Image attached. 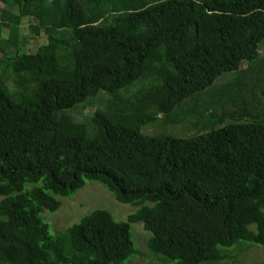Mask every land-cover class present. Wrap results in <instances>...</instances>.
Masks as SVG:
<instances>
[{"label":"trees","instance_id":"16d2710c","mask_svg":"<svg viewBox=\"0 0 264 264\" xmlns=\"http://www.w3.org/2000/svg\"><path fill=\"white\" fill-rule=\"evenodd\" d=\"M0 2V264H128L145 258L137 222L147 252L174 264L228 259L241 241L264 251V0ZM226 73L184 114L209 131L141 133ZM87 181L137 210L121 222L94 209L51 233L40 214Z\"/></svg>","mask_w":264,"mask_h":264},{"label":"rangeland","instance_id":"374dc122","mask_svg":"<svg viewBox=\"0 0 264 264\" xmlns=\"http://www.w3.org/2000/svg\"><path fill=\"white\" fill-rule=\"evenodd\" d=\"M4 5L0 2V16ZM30 20L23 18L20 22L19 30L21 33H25ZM3 37H6L4 29ZM45 39H33L26 45V53H33L36 51L37 45L43 44ZM260 59H264V42L259 45ZM263 53V54H262ZM248 67L243 64L242 68ZM232 73H226L218 77L212 87L207 91L199 94L197 97H193L183 102L178 108H176L173 114L169 117L163 115H157L155 118L141 128V133L146 136H171L178 138H188L200 135L206 131H209L212 127V123L206 121L204 114L196 118H190L185 116L186 111L190 109L200 108L204 106L203 98L205 93L210 90H218L219 87L227 82H231ZM139 87L136 85L130 91V95L134 96V92ZM99 97L105 98V94L99 95ZM92 100L86 104L82 109L74 111L72 114L77 120H83L85 117L93 115L96 111V101ZM200 100V102H198ZM209 106V105H208ZM228 121V120H227ZM226 124V123H225ZM62 206L56 212H50L44 210L40 214L41 220L49 225L50 232L56 234L60 231H64L66 228L76 224L84 216L89 214L94 209H105L111 212L117 221L125 222L129 215L137 210V207L131 204H121L116 201L113 194L107 190L103 185L97 182L87 181L84 188L77 191L73 196L61 199ZM132 240L134 246L138 249L145 258L141 256L138 258H131L128 264H147V262H156L158 264H174V262L163 258L162 256L150 255L146 249V240L151 235L150 232L144 230L142 223L137 222L131 225ZM225 253L228 255V259L222 261H214L203 264H264V251L261 250L255 244L249 242H239L232 248L226 249Z\"/></svg>","mask_w":264,"mask_h":264}]
</instances>
